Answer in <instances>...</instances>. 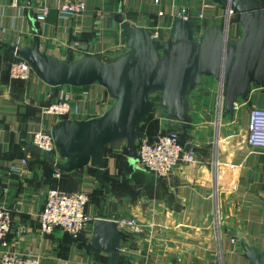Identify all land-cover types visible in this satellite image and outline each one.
<instances>
[{
    "label": "crops",
    "instance_id": "crops-1",
    "mask_svg": "<svg viewBox=\"0 0 264 264\" xmlns=\"http://www.w3.org/2000/svg\"><path fill=\"white\" fill-rule=\"evenodd\" d=\"M64 1L0 0V41L26 45L37 31L57 57H77L87 50L109 58L124 48L115 22L119 13L158 37L167 34L184 9L200 27L221 23L226 14L221 0H85V10L77 14L59 12L56 6ZM43 6L49 12L38 21L35 13ZM236 16L230 38L239 36ZM16 58L0 45V207L12 217L6 251L31 253L39 264H98L105 258L90 245L92 223L78 237L61 228L39 232L38 214L47 190L55 186L86 191V211L94 218L134 216L145 224L140 234L119 227L120 260L114 264H249L241 240L256 247L264 261V149L245 141L249 110L264 107V86L250 85L247 98L238 100L224 121L216 118L219 84L206 78L192 94L188 140L195 162L156 177L122 151H107L102 174L109 191L104 196L91 163L71 172L52 168L48 176L42 158L24 150L34 131H50L56 121L43 112L44 106L67 97L72 111L66 119L84 120L110 103L104 88L92 83L53 92L34 72L26 81L12 79L8 67ZM168 127L153 113L144 131L153 136Z\"/></svg>",
    "mask_w": 264,
    "mask_h": 264
},
{
    "label": "water",
    "instance_id": "water-1",
    "mask_svg": "<svg viewBox=\"0 0 264 264\" xmlns=\"http://www.w3.org/2000/svg\"><path fill=\"white\" fill-rule=\"evenodd\" d=\"M226 10L237 13L239 36H228V19L200 27L192 19L176 16L167 34L158 37L147 26L136 25L120 13L116 27L124 48L105 58L87 50L72 57L47 51V41L35 31L31 42L14 45L0 41L16 57L29 63L39 78L56 92L60 87L101 85L110 103L97 116L84 120L58 118L51 127L55 155L29 143L25 152L38 154L57 171L71 172L91 163L96 167V181L109 185L103 178L106 165L105 147H124L128 160L135 163L136 146L144 131L143 124L151 113L159 114L179 134L185 149H191L189 129L194 109L192 94L206 78L219 84V107L232 116L238 100H245L250 85L264 86V3L261 0H221ZM154 97L157 99L154 101ZM239 236V235H238ZM121 232L117 220L96 217L92 222L90 245L102 253L105 261L120 260ZM241 245L249 264H264L262 254L243 240Z\"/></svg>",
    "mask_w": 264,
    "mask_h": 264
},
{
    "label": "built area",
    "instance_id": "built-area-1",
    "mask_svg": "<svg viewBox=\"0 0 264 264\" xmlns=\"http://www.w3.org/2000/svg\"><path fill=\"white\" fill-rule=\"evenodd\" d=\"M154 1L158 2L159 0ZM85 7V0H68L56 6L59 12L70 14L80 13L85 10ZM48 12L47 6L40 7L35 13V19L44 21ZM225 15L228 25H230L234 12L226 10ZM188 16L185 9L182 13H178V17L188 18ZM199 16L202 17L201 14ZM8 71L12 79L22 81L28 80L34 72L29 63L23 59L12 61ZM42 110L57 120L58 118L66 119L70 115L72 107L69 98L62 96L44 106ZM245 141L250 147L264 149V107H252L249 110ZM31 143L41 151L55 155V146L50 131H34ZM136 158L143 168L156 177H166L178 165L195 162L193 150L185 149L184 144L179 140L178 132L174 129L161 130L151 138L147 136L140 138L136 146ZM88 202L89 195L86 191L49 188L38 214L39 232L49 234L55 228H61L73 237L78 236L84 227L94 220V217L86 211ZM117 221L119 227H124L134 234L142 233L145 227V224L134 216L121 218ZM11 224L10 211L0 207V264H39V258L31 253L22 255L14 251H6L8 247L6 236L11 229Z\"/></svg>",
    "mask_w": 264,
    "mask_h": 264
},
{
    "label": "trees",
    "instance_id": "trees-1",
    "mask_svg": "<svg viewBox=\"0 0 264 264\" xmlns=\"http://www.w3.org/2000/svg\"><path fill=\"white\" fill-rule=\"evenodd\" d=\"M236 18V20H234V21H236L237 22V16L235 17ZM233 19V18H232ZM16 59H19V58H16ZM15 59V60H16ZM14 61V60H13ZM12 62V61H11ZM10 62V63H11ZM157 98L156 97H154V101L156 100ZM153 115V113H151L148 117H147V119H146V121L143 123V124H141V125H139L138 126V128H139V130H141V131H144V127H145V123L150 119V117ZM151 124V123H150ZM150 124H149V126H150ZM156 135V134H155ZM155 135H153V136H155ZM144 136H147V137H149V138H151V137H153V136H151V135H149L148 134V131L146 130V131H144ZM107 151H112V149L110 148V147H105V152H107ZM120 151H122L125 155H127V151H126V149L124 148V147H122L121 149H120ZM48 166H49V168L46 170V174L49 176L50 175V172H51V169L53 168V169H55L52 165H50L49 163H47L44 159H42ZM51 187H55V186H51ZM50 187V188H51ZM90 200V199H89ZM80 235V234H79ZM78 235V236H79ZM72 236V235H71ZM78 236H76V237H78ZM122 236V235H121ZM106 259L105 258H101L99 261L101 262V261H105Z\"/></svg>",
    "mask_w": 264,
    "mask_h": 264
},
{
    "label": "rangeland",
    "instance_id": "rangeland-1",
    "mask_svg": "<svg viewBox=\"0 0 264 264\" xmlns=\"http://www.w3.org/2000/svg\"><path fill=\"white\" fill-rule=\"evenodd\" d=\"M219 111H220V118H222V120L226 121L225 118H224L226 113L224 111L223 104H220ZM164 130H169V128H166Z\"/></svg>",
    "mask_w": 264,
    "mask_h": 264
}]
</instances>
